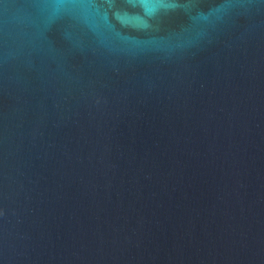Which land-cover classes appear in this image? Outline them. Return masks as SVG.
Returning a JSON list of instances; mask_svg holds the SVG:
<instances>
[{
    "label": "water",
    "instance_id": "obj_1",
    "mask_svg": "<svg viewBox=\"0 0 264 264\" xmlns=\"http://www.w3.org/2000/svg\"><path fill=\"white\" fill-rule=\"evenodd\" d=\"M0 264H264V0H0Z\"/></svg>",
    "mask_w": 264,
    "mask_h": 264
}]
</instances>
